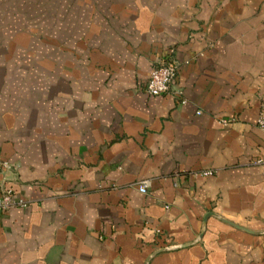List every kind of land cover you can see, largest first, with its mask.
<instances>
[{"label": "crops", "instance_id": "obj_1", "mask_svg": "<svg viewBox=\"0 0 264 264\" xmlns=\"http://www.w3.org/2000/svg\"><path fill=\"white\" fill-rule=\"evenodd\" d=\"M262 110L264 0H0V264H264Z\"/></svg>", "mask_w": 264, "mask_h": 264}, {"label": "built area", "instance_id": "obj_2", "mask_svg": "<svg viewBox=\"0 0 264 264\" xmlns=\"http://www.w3.org/2000/svg\"><path fill=\"white\" fill-rule=\"evenodd\" d=\"M179 66L174 60H164L153 66L150 70L149 76L144 85L145 92L151 96H158L162 94H173L180 97V91L174 89L172 84L175 79ZM233 118L223 119V124H230ZM257 126L264 131V110H262L257 118ZM254 164L264 165V151L263 155L256 157L252 160ZM10 169V163L2 159L0 154V214L7 210L25 206L26 201L16 195L13 188L5 184V172ZM202 175H211L212 171H203ZM147 182L142 181L137 185L139 192L144 193L146 191Z\"/></svg>", "mask_w": 264, "mask_h": 264}]
</instances>
